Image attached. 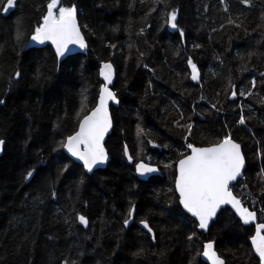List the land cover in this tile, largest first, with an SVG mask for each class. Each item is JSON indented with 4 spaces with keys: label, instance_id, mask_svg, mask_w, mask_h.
<instances>
[{
    "label": "trees",
    "instance_id": "1",
    "mask_svg": "<svg viewBox=\"0 0 264 264\" xmlns=\"http://www.w3.org/2000/svg\"><path fill=\"white\" fill-rule=\"evenodd\" d=\"M15 1L5 16L6 0H0V264H205L201 254L210 241L226 264H260L250 245L255 225L225 209L208 233L199 231L176 211L174 180L188 143L210 146L230 134L247 161L232 190L264 222V95H240L251 81L264 90V0L251 6L242 0H61L75 5L88 42L84 54L62 61L50 46L25 50L49 0ZM173 9L176 33L166 23ZM106 61L115 67L120 101L111 109V162L88 176L59 144L77 130V114L97 105ZM239 102L255 124L249 117L239 123ZM186 124L193 125L190 135ZM138 161L158 166L161 175L140 181ZM133 205L135 218L126 228ZM78 215L88 219L87 229ZM142 219L156 240L137 225Z\"/></svg>",
    "mask_w": 264,
    "mask_h": 264
},
{
    "label": "snow or ice",
    "instance_id": "2",
    "mask_svg": "<svg viewBox=\"0 0 264 264\" xmlns=\"http://www.w3.org/2000/svg\"><path fill=\"white\" fill-rule=\"evenodd\" d=\"M248 6H251V0H242ZM15 5V0H6L3 12L7 13ZM155 10V9H153ZM227 11V8L225 9ZM233 23V21H229ZM166 23L173 29H177V10L173 9L166 20ZM239 26V25H237ZM184 35L183 31L179 33ZM22 37L21 32H17V39ZM31 40L38 44L51 42L55 46L57 57H64L66 53L71 51L70 45H78L82 49L87 48L84 37L81 34L80 27L77 23V9L75 5L64 6L61 0H49L47 3L46 14L42 18V23L34 29ZM195 47H199L196 45ZM188 64L192 69V80H199V72L197 65L192 59H188ZM19 77L20 73H15ZM106 82L100 89L99 103L87 114L82 117L78 115V128L67 138L60 142L59 147L66 149L72 157L82 162L83 168L87 173H93L98 166L108 163L109 154L105 148V137L112 128V119L109 114V101L119 104L116 93L108 87L113 81V68L110 63H105L100 72ZM264 75V73H262ZM255 81L252 86L255 87ZM237 93L233 91L232 97ZM245 95V93H240ZM248 95H252L251 92ZM86 99V98H85ZM4 103L0 100V104ZM85 104H81V112H83ZM240 124L245 123L243 116L239 119ZM187 135L191 134L192 124H186ZM144 130L139 129L138 135H143ZM186 138V137H185ZM152 143V141H148ZM5 141L0 139V151H3ZM154 147L158 145L153 144ZM167 147V145H164ZM190 149L188 154H182V158L177 161V175L174 180V190L178 193L175 198L177 204V212L181 214H190L194 218V227L207 231L211 221L217 218L218 213L223 215L221 209L223 206H231L244 224H249L256 220V212L250 211L244 207L241 200L233 193V182L243 174L245 167V156L241 150V145L235 142L230 134L226 135L219 142L207 147H196L191 143L187 144ZM57 149L54 148L53 151ZM124 155L129 163L132 162L133 156L129 153L127 145L124 146ZM165 167H171L166 165ZM67 165H64L61 171H66ZM135 170L140 176H147L151 173L159 171L158 168L152 167L145 163L138 162ZM35 169L26 173V179L33 176ZM82 182V181H81ZM172 191V189H169ZM55 193H53V196ZM171 202V200H170ZM264 211V209H262ZM135 206L133 205L124 219L123 224L127 227L130 218H133ZM77 219L85 227L88 226V219L84 215H78ZM140 223L143 228L151 234L152 240H156L154 229L150 226L147 219H142ZM264 223L256 225V234L252 237V246L256 254L259 256L260 264H264ZM195 232H193V236ZM193 236H189L191 240ZM143 249L135 252L134 255H142ZM163 255V253H161ZM203 256L207 257L211 264H225V261L217 255L214 250L213 242H209L204 246ZM65 264H69L65 261ZM75 264V262H73Z\"/></svg>",
    "mask_w": 264,
    "mask_h": 264
},
{
    "label": "water",
    "instance_id": "3",
    "mask_svg": "<svg viewBox=\"0 0 264 264\" xmlns=\"http://www.w3.org/2000/svg\"><path fill=\"white\" fill-rule=\"evenodd\" d=\"M15 8H16V1H15V5H14V7H13L12 9H9V11H8L7 13L4 12V15H5V16H9V15L15 10ZM77 23H78V25H79V27H80V31H81V34H82L83 37H84L85 43L87 44V48H86V49H82V48H80L78 45H70V49H71V51H70L69 53H66L64 57H58L59 60H61V61L67 59V58L70 57V56L84 54V53L88 50V42H87V39H86L85 34L83 33V30H82V27H81V24H80V21H79L78 16H77ZM169 31H170V33H176V32L178 31V27H177V29H173V28H171V26L169 25ZM47 46H50V47L54 50V52H55V46L52 45L51 42H46L45 44L41 45V44H38V43L32 41L31 38H30L29 41L27 42L26 46H25V50L27 51V50H30V49H42V48H45V47H47ZM105 63H110V64L112 65L113 72H114V75H113V81H112V83H111L110 85H108V87L111 88V89L116 93V96H117V92L113 89V85H114V83H115V81H116V70H115V67H114L113 63L110 62V61L102 62L101 65H100V72H101V70H102V68H103V65H104ZM100 80L103 82V85H102V87H103L104 84H105L106 82L104 81V78H103V76H101V75H100ZM192 81H194L195 83H198V82H199V81H196V80H192ZM117 99H118V97H117ZM98 103H99V98H98L97 104H98ZM96 106H97V105H96ZM96 106H95V107H96ZM113 107H114V108H118V107H119V104H117V103H115V102H112V101H109L108 108H109V114H110L111 119H112V128L109 130L108 134H107L106 137H105V141H104L105 148H106L107 151H108V148H107V141H108V138L111 136V134H112V132H113V129H114V120H113V116H112V112H111V109H112ZM235 142H236V141H235ZM196 147H198V146H196ZM204 147H207V146H204ZM241 150H242V146H241ZM63 151H64L65 155H66L69 159H71L74 163L79 164L80 166H82V162L77 161V160L75 159V157H72L71 154L68 153V152L66 151V149H63ZM128 151H129V153L131 154L129 148H128ZM189 152H190V149H189ZM189 152H188V153H189ZM242 152H243V150H242ZM108 154H109V151H108ZM243 154H244V153H243ZM2 155H3V151H0V156H2ZM125 158H126V160H127V157H126V156H125ZM127 161H128V160H127ZM110 162H111V156H110V154H109V161H108V163L105 164V165H102V166H98L96 169L93 170V173H87L86 170H85L84 168H83V169H84V171L86 172V174H87L88 176H92V175H94V174H95L96 172H98V171L105 170V169L108 167V165H109ZM138 162H141V161H138ZM138 162H136V163H138ZM142 162L145 163V164H147V165H150V166H152V167H156V168L159 169L158 166L148 164V163H146V162H144V161H142ZM128 163H129V162H128ZM136 163H135V165H136ZM129 164H130V165H133V164H134V159H133L132 162L129 163ZM82 167H83V166H82ZM246 167H247V161H246V159H245V167H244V169H243V174H242L241 177H238V178H237V181L233 182L234 185H236V184H237V183L243 178V175H244V172H245V170H246ZM135 173H136V177H137V179H139L140 181H148L149 179H151V178H153V177L160 176V175H161V170L159 169L158 172L148 174L147 176H140V175L136 172V170H135ZM176 175H177V166H176ZM233 193H234V192H233ZM176 194H177V196H178V193H176ZM234 195H235V193H234ZM237 198H238V197H237ZM238 199H239V198H238ZM242 204H243V203H242ZM243 206H244V204H243ZM244 207H245V206H244ZM225 209H230V210H232V212L236 215L237 219H238L239 221H241V223H242L243 225H245V226L255 225V233H254V235H253V236H255V234H256V225L260 223V222H259V215H258L257 212H256V220H255V221H252V222L249 223V224H244L243 221L239 218V215L236 214L235 210L232 209L230 205H229V206H223V208L221 209V211H223V210H225ZM249 210H250V209H249ZM250 211H251V210H250ZM135 213H136V210H135V212H134V214H133V218H130V223H129V225H128L126 228H129V226H131V224L133 223L134 218H135ZM186 214H187V213H186ZM187 216L190 217V214H187ZM218 217H219V213H218V215H217V218L210 222V224H209V228H208L207 231L202 230V229H199V228H198V230L201 231V232H204V233H208V232H209V229H210L211 226L217 221ZM190 218H191V217H190ZM192 219L194 220V218H192ZM78 221H79V220H78ZM79 224H80L82 227H84L85 229H87V227H88V226L85 227V226L82 225L80 222H79ZM139 226H140V228H142L144 231L147 232V230L143 228V225H142L141 223L139 224ZM261 234L264 235V232H262ZM150 235H151V234H150ZM253 236H252V237H253ZM252 237H251V239H250V245H251V247H252V250H253L254 255L259 259L258 254H256L255 249H254V247L252 246ZM210 242H213V244H214V250L216 251L217 255L220 256L219 253H218V251H217V249H216V243H215L214 241H210ZM207 243H209V242H206V243L204 244V246H205ZM203 251H204V248H203ZM203 251H202V254H201V260H202L205 264H211V261H210L207 257H204V256H203ZM220 257H221V256H220ZM221 258H222V257H221ZM222 259L225 261L224 258H222ZM259 261H260V260H259ZM225 264H226V261H225Z\"/></svg>",
    "mask_w": 264,
    "mask_h": 264
},
{
    "label": "rangeland",
    "instance_id": "4",
    "mask_svg": "<svg viewBox=\"0 0 264 264\" xmlns=\"http://www.w3.org/2000/svg\"><path fill=\"white\" fill-rule=\"evenodd\" d=\"M252 54H256V57L258 56L257 55V51H255V53L254 52H252ZM251 80H254V79H251ZM256 82V81H255ZM255 87H256V85H255ZM255 87H253L252 86V81H251V85H250V89H248V90H246L245 91V97H247V96H249L248 95V93L250 92V91H258V93H260V94H262V95H264V90H261V91H259V90H257V88H255ZM233 100H237V95L235 96V98L233 99ZM239 107L241 108V109H244V111L242 112V116L244 117V119H245V121H248V115L246 114V109H245V106H243L240 102H239ZM260 107H261V110H262V113H263V115H264V105H259ZM249 120L251 121V122H253V124H255V122L254 121H252L251 119H250V117H249ZM262 223H264V222H262Z\"/></svg>",
    "mask_w": 264,
    "mask_h": 264
},
{
    "label": "flooded vegetation",
    "instance_id": "5",
    "mask_svg": "<svg viewBox=\"0 0 264 264\" xmlns=\"http://www.w3.org/2000/svg\"><path fill=\"white\" fill-rule=\"evenodd\" d=\"M199 82H200V78H199V80H198ZM140 223H138L137 225H139Z\"/></svg>",
    "mask_w": 264,
    "mask_h": 264
}]
</instances>
